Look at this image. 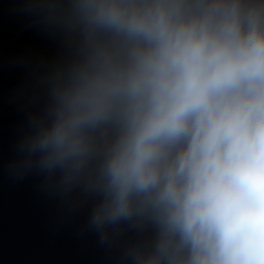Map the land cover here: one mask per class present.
I'll use <instances>...</instances> for the list:
<instances>
[{
  "label": "clouds",
  "instance_id": "obj_1",
  "mask_svg": "<svg viewBox=\"0 0 264 264\" xmlns=\"http://www.w3.org/2000/svg\"><path fill=\"white\" fill-rule=\"evenodd\" d=\"M62 36L7 165L117 264H264V0H22Z\"/></svg>",
  "mask_w": 264,
  "mask_h": 264
}]
</instances>
